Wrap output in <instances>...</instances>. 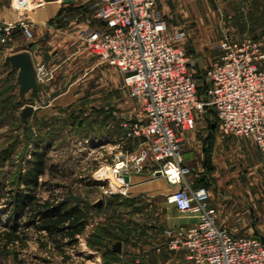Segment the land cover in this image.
<instances>
[{"label": "rangeland", "instance_id": "374dc122", "mask_svg": "<svg viewBox=\"0 0 264 264\" xmlns=\"http://www.w3.org/2000/svg\"><path fill=\"white\" fill-rule=\"evenodd\" d=\"M11 2L20 18L0 20V25L18 24L22 19L26 22V12L43 0H27L23 6ZM79 2H84L91 18L94 0H77L63 8H72V14L77 15L80 7L73 5ZM158 8L170 30L185 34L180 42L201 94L206 88L202 77L216 60L223 38L250 37L264 49V0H159ZM16 28L12 40L0 43V192L8 190L13 179L15 187L23 188L18 182L19 171H24L35 143L44 139L50 144L48 163L56 169L43 179L50 178L51 187L60 184L52 190L89 208L93 218L78 244L67 247L64 254L49 243L42 246L34 235L26 246L18 245L20 261L9 254L0 259V264H143L142 259L151 260L155 255L152 242L161 239L160 234L147 231L153 226L159 229L161 224L155 200L147 207L146 203H132L124 195H106L94 179L96 170L119 151L115 147L118 139L111 130L118 132L123 118L140 117L143 99L131 95L117 66L102 62L91 49L96 56L83 57L74 38L55 37L50 46H46L48 38L40 41L44 46H39L35 55L37 64H46L47 78L17 103V70L4 65L5 57L15 49ZM22 32L29 41L34 38ZM54 47L57 50L53 51ZM27 105H32L33 111L23 117ZM101 130L103 135L97 137ZM178 136L184 163L191 167L187 176L193 186L209 188V200L218 219L237 235L264 238V154L258 145L252 139L221 130L210 106L198 112L194 126L181 130ZM86 138L95 146L86 147ZM96 140L104 146L97 145ZM5 149L14 151L4 154ZM49 188H43L41 195L48 196ZM4 206L1 203L0 209ZM188 214L177 212L180 218ZM5 216L0 214V222ZM117 240H121L123 250L110 254Z\"/></svg>", "mask_w": 264, "mask_h": 264}, {"label": "built area", "instance_id": "2783aa9c", "mask_svg": "<svg viewBox=\"0 0 264 264\" xmlns=\"http://www.w3.org/2000/svg\"><path fill=\"white\" fill-rule=\"evenodd\" d=\"M14 1L19 6L27 2ZM158 1L94 0V23L80 34L102 62L122 71L131 95L143 99L140 117L120 120L119 151L94 179L106 195L128 196L131 175L151 168L153 176L177 186L169 197L178 211L198 213L196 223L164 231L168 250L191 264H264V240L236 235L219 224L207 188H193L187 181L190 168L177 133L192 128L196 114L210 106L221 130L252 139L264 154V49L250 37L223 38L218 58L204 75L208 86L201 96L180 42L185 34L169 29ZM17 26L33 36L23 19L7 22L0 25V43L12 40ZM35 68L38 83L47 78L45 63ZM83 143L95 146L88 138Z\"/></svg>", "mask_w": 264, "mask_h": 264}, {"label": "trees", "instance_id": "16d2710c", "mask_svg": "<svg viewBox=\"0 0 264 264\" xmlns=\"http://www.w3.org/2000/svg\"><path fill=\"white\" fill-rule=\"evenodd\" d=\"M70 9L72 8L61 9L53 21L63 26L68 24L70 19H84L87 16L85 8H81L77 15L72 14ZM203 78L204 76L202 80L207 88L208 84ZM204 91L199 94L202 96ZM17 99V103L25 99L19 96V88ZM113 134L118 138L122 135V129L119 128L118 132ZM102 135L101 130L96 136ZM44 142L42 139L35 143L30 150V159L26 160V165L22 168L24 171H19L18 182L23 184V188L15 187L13 179L8 190L0 192V204H5V208L0 209V214L6 215L4 222H0V259L13 254L14 260L20 261L18 245L21 248L26 246L30 237L34 235L41 241L42 246L49 243L53 250L64 254L67 247L73 248L78 244L79 236L84 235L92 223L93 215L89 208L81 206L79 202H73L71 196L54 192L52 188L55 189L60 184L55 183V187H51L50 178L43 179L48 172L56 169L55 165L48 163L50 144ZM13 151L5 149L4 154H12ZM47 187H50L49 195L42 196V189ZM109 253L119 254L121 251H115L112 244Z\"/></svg>", "mask_w": 264, "mask_h": 264}, {"label": "crops", "instance_id": "0c3cea01", "mask_svg": "<svg viewBox=\"0 0 264 264\" xmlns=\"http://www.w3.org/2000/svg\"><path fill=\"white\" fill-rule=\"evenodd\" d=\"M13 6L14 5L13 2H11V0H0V20L16 21L20 18V12L15 10ZM64 6H66V4H64L62 0L43 1L39 3L37 6H35L33 9H30V11L26 12L27 13L25 16L26 22L31 28L34 38H32L30 41L27 40L23 35L22 29L16 28L13 38L14 42L12 43L15 49L14 51L9 52V54L21 50H29L32 55L34 64L36 65L37 62H35L36 61L35 55H37V48H39V46L42 45L40 41L44 42V40L48 38L47 39L48 41L46 42V46L48 44L50 46L52 41L55 39V37H63L65 39L74 38L77 41L80 55H82L83 57L87 58L90 55L96 56L91 50H89L90 48L80 37L81 32L84 29H86L89 24L94 23L93 16H91L90 18L89 14H87V16L84 19L73 18L69 20L68 24L63 26L59 25L57 21H53V20L55 19L59 11L63 9ZM73 7H80L81 9V8H85L86 5L84 4V2L82 3L79 2L74 4ZM53 49H54L53 51L57 50L56 47H54ZM218 56H216L215 59ZM65 93L66 92L56 95L53 99L55 100L56 98L61 97ZM111 133L113 134L115 133V131L112 129ZM177 133L180 134L181 130L177 129ZM120 137L121 136H118L117 139H119ZM96 142H98L97 145L100 144L99 143L100 141L96 140ZM134 150H135L134 147L130 149L131 152ZM189 173H191V171ZM186 179L193 188L200 187V186H193L192 180L189 179L188 176H186ZM130 180L132 185L129 190V195L126 197L129 198L132 203H137V204L146 203L145 205L147 207L151 203V201L155 200L156 214L161 217L160 220L161 224L157 226L159 229H157L156 226H153L151 229L147 230L149 233H152V235L155 236H158L160 234L159 236L161 238L160 242L159 240L156 239L155 241L152 242L155 247V250H153V253L155 254L154 258H151V260L149 261H147V259L146 260L142 259V263L143 264H191L181 253L170 251L167 249L166 238H165L166 236L164 234V231L167 228H174L182 224L196 223L198 221V213L192 212L189 213L187 216L180 218L177 215L178 209L171 202V199L169 197L170 194L177 188V186L170 185L169 182L161 176H156V177L153 176L151 168H146L141 173L132 174ZM207 190L209 192V188H207ZM209 203L212 205L210 200ZM217 221L219 224L227 226L225 223L221 222L218 219V217H217ZM228 229L232 231L231 227H228ZM122 245H121V251L123 250ZM147 258H149V255H147Z\"/></svg>", "mask_w": 264, "mask_h": 264}, {"label": "water", "instance_id": "95a60500", "mask_svg": "<svg viewBox=\"0 0 264 264\" xmlns=\"http://www.w3.org/2000/svg\"><path fill=\"white\" fill-rule=\"evenodd\" d=\"M51 1V0H43ZM75 0H62L64 4L73 3ZM10 65L11 69L17 70L16 82L19 86V96L25 98L27 93L38 88V81L36 77V68L29 50H21L7 55L4 59V65ZM33 111L32 105H27L23 111L22 116L26 117ZM264 240V238H262ZM121 241L113 244L115 251H121Z\"/></svg>", "mask_w": 264, "mask_h": 264}, {"label": "bare ground", "instance_id": "6f19581e", "mask_svg": "<svg viewBox=\"0 0 264 264\" xmlns=\"http://www.w3.org/2000/svg\"><path fill=\"white\" fill-rule=\"evenodd\" d=\"M169 171L172 172V173L175 172V171H174V168H173L172 166L169 168Z\"/></svg>", "mask_w": 264, "mask_h": 264}]
</instances>
